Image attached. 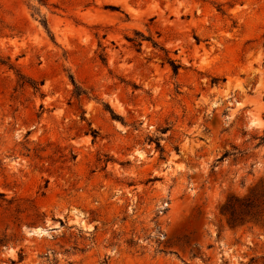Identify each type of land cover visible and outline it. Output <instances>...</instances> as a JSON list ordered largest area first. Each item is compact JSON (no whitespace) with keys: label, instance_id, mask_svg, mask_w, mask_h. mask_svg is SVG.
Wrapping results in <instances>:
<instances>
[{"label":"rangeland","instance_id":"374dc122","mask_svg":"<svg viewBox=\"0 0 264 264\" xmlns=\"http://www.w3.org/2000/svg\"><path fill=\"white\" fill-rule=\"evenodd\" d=\"M264 0H0V264H264Z\"/></svg>","mask_w":264,"mask_h":264},{"label":"trees","instance_id":"16d2710c","mask_svg":"<svg viewBox=\"0 0 264 264\" xmlns=\"http://www.w3.org/2000/svg\"><path fill=\"white\" fill-rule=\"evenodd\" d=\"M262 139H264V137Z\"/></svg>","mask_w":264,"mask_h":264}]
</instances>
